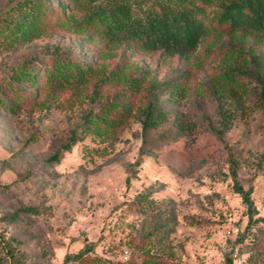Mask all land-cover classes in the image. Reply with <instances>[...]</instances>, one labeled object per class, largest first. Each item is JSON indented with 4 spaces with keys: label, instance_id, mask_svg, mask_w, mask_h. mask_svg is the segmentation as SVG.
<instances>
[{
    "label": "rangeland",
    "instance_id": "1",
    "mask_svg": "<svg viewBox=\"0 0 264 264\" xmlns=\"http://www.w3.org/2000/svg\"><path fill=\"white\" fill-rule=\"evenodd\" d=\"M58 1L66 4L50 0L43 30L31 39L9 42L0 34V264H142L144 255L161 264H224L225 256L231 264H264V173L257 165L264 108L253 77L235 73L236 84L225 75L247 58L232 42L264 56V41L217 26L187 57L163 56L58 24ZM57 54L88 64L91 77L49 90L45 70ZM26 59L34 80L12 78ZM115 65L126 76L141 78L139 68L147 67L158 80L177 77L180 94L160 96L166 118L146 143L134 110L112 141L79 129L81 117L120 88L97 82L98 72ZM221 127L218 137L213 129ZM71 132L77 138L69 149L47 160ZM231 160L239 185L250 187L251 209L233 190ZM22 206L34 211L10 218ZM85 244L83 260L63 261Z\"/></svg>",
    "mask_w": 264,
    "mask_h": 264
},
{
    "label": "trees",
    "instance_id": "2",
    "mask_svg": "<svg viewBox=\"0 0 264 264\" xmlns=\"http://www.w3.org/2000/svg\"><path fill=\"white\" fill-rule=\"evenodd\" d=\"M49 3L50 0H8L0 6L2 38L7 37L12 42L36 36L45 25ZM65 3L56 2V11L64 15L58 24L66 23V26L78 30L89 28L107 41L124 43L128 48L142 51L157 50L163 56L187 57L201 38L217 26L223 27L231 37L233 33L239 32L240 37L251 34L264 41V0H65ZM232 46L237 53H243L247 58L225 68L227 80L237 84L233 79L235 73L253 77L259 84L258 94L264 108V56L249 46L245 51L237 43L232 42ZM26 61L22 60L16 65L15 71L11 73L12 78L34 80L36 72L32 62ZM138 73L141 78L126 76L119 65L106 72H98L97 82L120 84V88L94 112L89 111L81 117L80 131L90 133L98 141H112L116 130L128 121L134 110L139 117L142 144L146 143L148 131L166 118L160 96L169 92L177 97L181 88L177 77L158 80L154 75L149 76L147 67L139 68ZM148 76L147 84H142V80ZM90 77L88 64L76 61L68 54H57L52 65L45 70L44 82L49 90H61L67 86L77 87ZM219 110L223 127H226L228 113L221 105ZM175 124L182 126V121L176 120ZM223 127L213 129L218 137ZM76 138L75 133L71 132L68 140L55 148L47 160L58 161L61 150H68L70 142ZM257 165L264 173V148L259 154ZM230 174L233 190L240 194L246 208L251 209L250 187L243 189L239 185L233 160L230 162ZM21 209L34 211L32 206H22L15 209L10 218L15 217L17 210ZM259 219L264 220V216ZM89 247L85 244L77 252L66 255L63 261L83 260ZM141 263L161 264V261L144 255ZM224 264H231L230 256H225Z\"/></svg>",
    "mask_w": 264,
    "mask_h": 264
}]
</instances>
